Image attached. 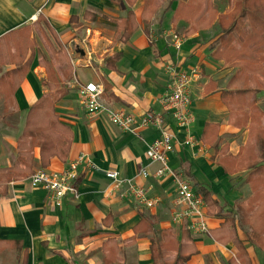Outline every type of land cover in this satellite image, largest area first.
Wrapping results in <instances>:
<instances>
[{"label":"crops","instance_id":"crops-1","mask_svg":"<svg viewBox=\"0 0 264 264\" xmlns=\"http://www.w3.org/2000/svg\"><path fill=\"white\" fill-rule=\"evenodd\" d=\"M116 1L0 0V76L16 67V63L6 61L10 54L3 43L8 35L28 26L29 39L34 43L25 51L15 46L9 51L23 56L21 64L27 63V69L15 87V108L4 112L0 102V168L13 164L27 111L47 92L44 59L52 65L61 86L68 90L55 103V111L59 120L70 127L72 140L66 159L52 157L43 169L60 173L79 154H85L101 170H116L120 177L131 178L149 198L158 199L157 204L152 208L140 205L126 193L125 185L116 186L103 171L82 165L78 168L79 197L66 196L59 204L43 188L32 185L29 177L13 180L6 185L5 193H0V240L10 242L0 248V264H103V244L108 239L116 241L121 257L113 264H152L151 238L160 237L169 227L180 235L183 224L171 221L176 208L173 179L157 176L159 164L150 162L145 153L147 145L159 137V131L150 127L136 133L124 132L103 114L88 115L77 94L78 84L87 82L102 86L101 99L109 107L137 116L148 111L162 114L163 127L178 138L168 155L169 167L178 171L194 192V184L198 183L209 189L226 209L233 210L241 234L247 228L243 207H237L251 194L245 195L246 172L228 173L219 163L223 154L236 156L246 145L249 124L234 125L222 98L221 93L237 67L212 54V44L221 34L218 16L211 27L185 35L184 20L176 25L171 22L177 0L163 16L166 4L162 3V10L147 24L141 17L143 0L132 5L124 1L125 8H120ZM128 10L134 12L137 26L125 37L117 23ZM41 30L46 32L48 43H44ZM179 30L181 45L176 47L173 36ZM60 48L69 57L68 79L55 60L54 51ZM167 64L183 70L199 68V77L190 89L194 116L190 132L198 145L181 144L184 130L171 112L161 106L160 96L169 83ZM255 99L262 110L264 90L255 92ZM207 123L218 127V138L211 145L201 140ZM261 124L264 125V116ZM33 154L35 171L41 169L39 148ZM141 168L147 170V177L137 175ZM221 222L207 215L211 230ZM191 234L197 251L185 264H240L232 243H219L209 233ZM246 250L248 264H264V253L250 245ZM175 255V251H168L166 259L172 260Z\"/></svg>","mask_w":264,"mask_h":264},{"label":"trees","instance_id":"trees-1","mask_svg":"<svg viewBox=\"0 0 264 264\" xmlns=\"http://www.w3.org/2000/svg\"><path fill=\"white\" fill-rule=\"evenodd\" d=\"M125 3L132 5L137 0H117L120 8ZM167 2L162 15L174 0H143L142 21L147 24L154 20L161 10V3ZM232 6L224 15H217L213 0H177L173 8L171 22L173 25L184 20L187 26L183 34L188 35L212 26L218 16L220 36L212 44L213 56L226 62H237V70L230 76L227 89L222 91V98L227 103L232 117V123L239 127L249 124V140L236 156L223 154L219 163L228 173L244 170L247 172L246 182L250 184L252 194L246 198L243 215L247 230L241 234L238 220L233 210L226 209L212 197L206 187L195 183V193L206 203V214L221 219L218 228L209 229V235L217 242L232 243L237 248V261L248 264L247 245L264 253V125L259 121L264 113L257 106L255 92L264 90V0H231ZM123 36L127 37L137 26L135 14L132 10L117 23ZM31 28L25 26L12 35H8L3 46L8 52L9 59L16 63V67L0 76V102L3 111L14 107L13 95L15 87L21 80L27 63H22L21 56L9 53L11 47H18L23 51L32 47L34 43L29 39ZM55 60L61 65L62 75L70 78L71 65L69 57L63 48L54 51ZM11 56V57H10ZM47 73V92L26 114L25 125L17 138L18 152L10 167L0 168V193H5L6 185L17 179L29 177L33 171L35 157L33 150L39 148V162L41 168L49 165L52 157L64 161L68 155L72 140L70 127L58 118L55 103L68 90L61 86L52 65L43 59ZM55 90L49 95V90ZM261 117V118H260ZM218 127L215 124L204 125L201 140L206 144H213L217 138ZM179 174V172H176ZM187 175V174H186ZM189 179H192L187 175ZM186 177V178H187ZM241 208V207H240ZM178 236L171 227L162 231L160 237L151 238L150 250L152 264H185L196 253L190 230L183 224ZM182 240H185L182 242ZM17 243V242H16ZM10 242L1 241L0 247H6ZM113 239L103 244V264H113L121 257ZM168 251H175L172 260L166 259ZM237 264L236 261H233ZM24 264V262L22 263Z\"/></svg>","mask_w":264,"mask_h":264},{"label":"built area","instance_id":"built-area-1","mask_svg":"<svg viewBox=\"0 0 264 264\" xmlns=\"http://www.w3.org/2000/svg\"><path fill=\"white\" fill-rule=\"evenodd\" d=\"M173 43L179 47L181 38L174 35ZM166 70L169 83L160 96L161 106L164 110L171 112L174 121L184 130L185 135L179 140L181 144L184 146L198 145L199 141L190 132V126L194 121L190 89L192 82L199 77V68L183 70L173 64H167ZM102 93V86L94 82L78 84V98L88 115L103 114L111 124L124 132L136 133L140 129L150 127L159 131V137L147 145L145 153L150 162L159 164L156 170L157 176L168 175L173 179L176 190V208L171 213V221L184 224L194 234L208 233L210 228L207 223L204 200L193 191L186 179L174 172L168 165V155L173 151L178 138L163 127L162 114L148 111L137 116L123 109H114L102 101ZM81 165L87 169L103 171L106 178L116 186L125 185L126 193L140 205L152 208L157 204L158 199L149 198L144 188L137 186L131 178L120 177L116 170H101L85 154H79L60 173L48 172L41 168L35 170L28 179L32 185L43 188L53 202L59 204L66 196L74 199L79 197L77 180L78 168ZM137 175L147 177L148 172L141 168Z\"/></svg>","mask_w":264,"mask_h":264},{"label":"rangeland","instance_id":"rangeland-1","mask_svg":"<svg viewBox=\"0 0 264 264\" xmlns=\"http://www.w3.org/2000/svg\"><path fill=\"white\" fill-rule=\"evenodd\" d=\"M183 1H185V0H183ZM213 2H214V7H216L217 8V10H221V11H224V13L223 14H221V15H224L227 11H228V9L232 6V1L231 0H213ZM162 3H167L166 1L164 2H162ZM162 3H161V6H162ZM162 10V9H161ZM160 10V11H161ZM159 13V12H158ZM218 13V12H217ZM218 15V14H217ZM178 33H176V36L177 37H180L181 36V34H182V30H179V31H177ZM41 35H42V37L45 39V42L44 43H46L48 40H47V36H46V32L44 31V30H41ZM43 41V40H42ZM48 43V42H47ZM224 60V59H223ZM225 61V60H224ZM226 62V61H225ZM226 63H228V64H230L231 66H233V67H235V65H236V61L235 62H226ZM262 65H264V63H262ZM237 70V69H236ZM235 70V71H236ZM234 71V72H235ZM233 72V73H234ZM260 78H262V76L260 77ZM54 89L53 90H49L48 91V94L49 95H51V94H53L54 93ZM256 104V103H255ZM261 107H262V110H261V108L259 107V109L261 110V112L262 111H264V106H262V105H260ZM262 113H264V112H262ZM261 118V117H260ZM259 121H261V119L259 120ZM241 171H244V170H242L241 169ZM246 172V171H245ZM245 176H247V172L246 173H243ZM244 188H246V190H247V192L245 193V195L249 192V194L251 193L252 194V190H251V188H250V184H248L247 183V185H246V187H244ZM250 194V195H251ZM249 197V196H248ZM247 197V198H248ZM246 200V199H245ZM245 200H243V201H241L238 205H237V207L238 206H241V207H243L244 205H245ZM242 211H243V208H242ZM244 229V228H243ZM245 229L247 230V228L245 227ZM244 229V230H245ZM0 248H5V247H0Z\"/></svg>","mask_w":264,"mask_h":264}]
</instances>
